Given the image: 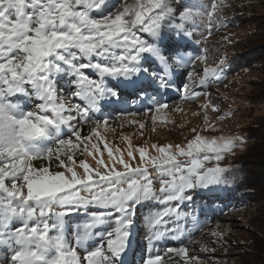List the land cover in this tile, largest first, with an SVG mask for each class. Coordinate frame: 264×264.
I'll return each instance as SVG.
<instances>
[{
    "label": "snow or ice",
    "instance_id": "obj_1",
    "mask_svg": "<svg viewBox=\"0 0 264 264\" xmlns=\"http://www.w3.org/2000/svg\"><path fill=\"white\" fill-rule=\"evenodd\" d=\"M103 5L105 0H0V249L6 252L0 264H126L136 206L150 200L192 201L187 192L228 182L224 175L228 170L218 162L236 141L243 142L240 137L207 140L197 134L186 147L177 145L175 152L171 145L154 144L158 155L147 160L140 148L137 167L107 149L113 167L97 161L104 165V173L91 172L83 162V176L71 167L67 168L70 177L50 170L53 159L57 168L65 167L61 149L76 147L72 140L61 138L65 128L81 140L73 121L99 127L101 120L93 121V114L132 100H151L159 111L165 105L156 98L174 86L176 69L187 63L181 40L192 37L184 24L191 10L177 14L165 0H147L93 18L91 10ZM130 15L134 18L126 19ZM165 21L175 33L174 46L160 44ZM221 73L222 69H205L200 83L209 76L219 80ZM65 76L67 96L57 87ZM68 97L80 103H71ZM27 103L34 106L26 109ZM178 157L188 159L182 162ZM35 160H47L49 165L34 167ZM213 160L214 166H206ZM116 163L124 171L116 170ZM149 165L157 173L158 190ZM89 208L102 211L89 213ZM79 212L90 216L83 234L76 233L75 243L84 248L83 254L72 247L65 230V217ZM162 216H179V212L169 208L149 217L150 243L163 235ZM15 222L19 226L13 227ZM98 226L107 230L92 232ZM93 237L98 243L89 250L85 241ZM167 251L181 254L185 249ZM141 264H160V257L149 255Z\"/></svg>",
    "mask_w": 264,
    "mask_h": 264
},
{
    "label": "rangeland",
    "instance_id": "obj_2",
    "mask_svg": "<svg viewBox=\"0 0 264 264\" xmlns=\"http://www.w3.org/2000/svg\"><path fill=\"white\" fill-rule=\"evenodd\" d=\"M197 1L200 6L188 8L191 15L187 21L191 23L193 35L197 36L194 41L200 46V53L195 56L193 45H189L188 54L193 60L186 72L174 77V85L182 82L178 90H169L170 95L177 94L173 97L175 101L160 103L165 107L159 111L156 110V105L142 112L122 113L120 109H114L115 114L101 117L99 127L94 123L81 124L82 121H73V127L81 132V140H76L71 129L65 128L64 131L67 132L63 138L66 139L70 133L68 139L76 147L61 149L65 167L57 168L58 162L54 159L50 164L52 171H64L70 177L71 173L67 168L71 167L78 176H83L82 162L87 163L93 173L96 170L104 173V165L113 167L107 149H112L115 157L122 156L126 163L137 167L141 166L138 149H145L147 160L158 155L156 149L152 148L154 144L158 147L171 145L175 152L177 145L186 147L197 134L207 140H220L221 137L242 139L243 142L236 141L231 151L223 153V159L218 162L220 167L228 170L225 176L239 172L235 182L243 193L238 197V205L234 206L230 202L234 207L225 211L210 201V205L199 203V200L195 203L194 200L192 203L181 201V206L178 202H142L136 210L145 212L143 220L173 207L179 212V216H162L161 239L154 240L153 246L143 243L140 248L142 254L137 261L132 258L131 252L135 245L134 238L131 237L126 264H141L149 255L159 256L160 264L264 263V0ZM146 3L147 0H125L121 11L124 7ZM132 18V15L126 17ZM215 24H221L220 29L214 35L208 34V28H215ZM205 38H209V43L202 48L200 43ZM198 56L203 58L197 59ZM221 60L224 61L223 65L220 64ZM205 69H222L221 79L215 80L209 76L207 82L201 84ZM68 80L66 76L61 77L57 83H64L65 96L69 92L66 87ZM68 99L71 103L74 100L80 103L77 99ZM23 106L31 109L34 105L31 103L29 107ZM105 118L107 123L103 122ZM93 129L97 135H93ZM40 143L47 146L46 141ZM129 151L133 153V157L128 156ZM68 155L72 156V160L67 159ZM178 159L186 162L188 158ZM99 160H103L104 165L98 164ZM216 163L213 160L206 166H214ZM32 164L34 167H43L48 166L49 161L35 160ZM115 168L124 171L118 163ZM149 173L150 179L154 181V188L158 190L160 183L157 173L150 165ZM234 185H220L224 191L229 192L225 194L226 198H220L221 203H225L228 197L239 191H233ZM200 204H205L206 207ZM70 218L68 220H72ZM187 226L192 227L190 229ZM96 228L100 230L99 226ZM165 228L167 231H164ZM102 230L107 229L102 226ZM152 231L151 227L148 232L152 234ZM69 239L78 254H83L84 249L75 243L76 240L71 237ZM97 243L96 238L95 246ZM180 248H184L185 252L177 254L176 251H167ZM5 254L6 252H1V256Z\"/></svg>",
    "mask_w": 264,
    "mask_h": 264
},
{
    "label": "trees",
    "instance_id": "obj_3",
    "mask_svg": "<svg viewBox=\"0 0 264 264\" xmlns=\"http://www.w3.org/2000/svg\"><path fill=\"white\" fill-rule=\"evenodd\" d=\"M125 0H105V5L101 6L100 9H93L90 12V15L93 18H102L105 15H108L110 12L115 11L117 8H119L121 10L122 4L124 3ZM165 2L168 4V6L177 14H179L182 10L183 11H187L188 8L192 9V8H197L200 6L199 1L197 0H165ZM174 2V3H173ZM187 6V7H185ZM95 10V11H94ZM158 11V10H156ZM177 19H179L177 17ZM177 21L173 20L172 21V25H174ZM166 26L163 28L162 30V38L160 41L161 46H174L175 45V33L172 31V27L171 25H167V21H165ZM185 26L192 32V26L190 25L191 23H189L187 20L184 21ZM216 25V24H215ZM217 26V27H216ZM215 28H208V34H212L214 35L216 33V30L220 29L221 24L216 25ZM205 31V29H203ZM139 36H141V38H145V39H150L146 34L144 33H137ZM196 36V35H195ZM192 33V37L188 38V39H182L181 40V47L182 50L185 52V61H187V63L184 64V66L181 68H177L176 69V74H182L184 72H186L189 69V64L190 61L193 60V58L189 57V45H193L192 46V50L194 55H198L200 52V46L198 44H196V42L194 41V37H195ZM170 37H172V39H170ZM197 37V36H196ZM209 38H205L204 40H201L200 45L203 47L207 46L209 43ZM201 48V49H202ZM232 69V68H231ZM87 74L91 77H94L95 74L92 73L90 70H86ZM232 73V72H231ZM182 82H179L178 84L174 85L172 87L173 91L174 90H178L179 86L181 85ZM60 85L62 86V88H64V83H60L57 86L60 87ZM177 94H173L170 95L169 91L165 94V93H161L160 96H158L156 99L158 101V103H162V102H174L175 99L173 98L174 96H176ZM78 100V99H77ZM73 103H78V101H75ZM31 104V103H30ZM30 104H26L25 106L29 107ZM154 104L151 100L147 101L146 103H141L139 100H132L128 103H124L121 105H118L114 108H110L105 110L103 113H98L93 114L92 115V120L95 121L96 119H101L102 116H106L107 115H111V114H115V110L114 109H120L122 113H128V112H132V111H136V112H142L144 110H146V108L148 107H153ZM84 122L82 121L81 124H83ZM65 132L64 131L62 133V137L64 136ZM70 133H68V137H65L66 139L69 138ZM239 172H237L236 174L233 173L232 175H230L228 173L227 180H228V184L233 185L235 184L232 188L233 191L235 192V190H239L236 191V194H232V196L228 197V200L225 201V203H221L220 202V198H226L224 197L225 194H228L229 192L224 191L222 186H210L208 189H196V190H192L187 192L186 194H189L193 197L192 201H190L191 203L194 200L198 201L199 203L204 202L209 204L210 202H215L214 204L221 206L225 211H227L228 209H232L234 206L238 205V197H240L243 193V191H241L237 185V183L235 182L236 178L239 177ZM235 178V179H234ZM238 180V179H237ZM238 187V188H237ZM223 191V192H222ZM238 192V193H237ZM214 193H217L216 195H213ZM3 194L0 193V196H2ZM211 197V198H210ZM219 197V198H218ZM217 198V199H216ZM212 199V200H211ZM189 202V203H190ZM234 204V206H231V203ZM227 203V204H226ZM178 204L180 205V203L178 202ZM201 206H205V204H200ZM181 206V205H180ZM139 205L136 206L134 208V224L132 226V237L134 238V245H135V249L132 250V258L134 261H137V259L141 256L142 254V249H140L142 247V244L144 243H148L149 246H153L154 245V240L150 243L149 242V237L152 235L150 232H148V230L151 229L150 225H149V218L143 220V215L145 214V212L140 213V211L136 210L139 209ZM206 207V206H205ZM204 207V208H205ZM174 208V207H173ZM183 208V207H182ZM102 211L101 209H97V208H89L88 212H99ZM195 212L197 213V210H195ZM76 218H74V217ZM71 217V218H70ZM192 217V216H190ZM72 219V220H68V219ZM66 220V225H65V230H66V236L68 238H72V240H76V233L77 230L80 231L81 234H83V224L86 222H90V216L83 213V212H79V213H72L70 215H67L65 217ZM181 225V223H180ZM13 227H17L19 226V222H15L13 225ZM100 230L102 231V226H99ZM192 226H187V228L191 229ZM94 231V233L99 232L100 230H95L92 229ZM95 239L96 237H93L90 240L85 241V245L88 249L94 247L95 245ZM98 239V238H97ZM93 243V244H92ZM91 245V246H88ZM84 249V248H83ZM1 250V249H0ZM3 254V253H2ZM0 256H1V252H0ZM264 264V263H263Z\"/></svg>",
    "mask_w": 264,
    "mask_h": 264
}]
</instances>
